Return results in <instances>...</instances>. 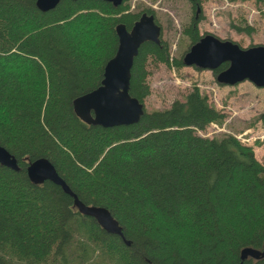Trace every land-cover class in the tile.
Instances as JSON below:
<instances>
[{
    "label": "trees",
    "instance_id": "16d2710c",
    "mask_svg": "<svg viewBox=\"0 0 264 264\" xmlns=\"http://www.w3.org/2000/svg\"><path fill=\"white\" fill-rule=\"evenodd\" d=\"M186 1L189 47L211 33L197 32L202 0ZM126 3L62 0L40 12L35 0H0V145L19 167L0 165V264H264V164L231 134L197 133L224 117L197 86L129 125L74 115L71 100L99 84L114 54L115 26L153 16ZM232 27L253 32L244 20ZM181 57L170 58L161 39L142 43L128 94L141 103L148 95L147 59L179 67ZM257 121L264 125V111ZM38 157L80 203L107 209L121 235L80 213L59 186L30 182L25 166Z\"/></svg>",
    "mask_w": 264,
    "mask_h": 264
},
{
    "label": "rangeland",
    "instance_id": "374dc122",
    "mask_svg": "<svg viewBox=\"0 0 264 264\" xmlns=\"http://www.w3.org/2000/svg\"><path fill=\"white\" fill-rule=\"evenodd\" d=\"M126 5L127 12L150 10L161 29L160 39L166 44L170 58L182 56L189 42L181 32L193 15L186 0H127ZM200 16L199 34L208 32L242 48L264 44V7L257 8L252 2L202 0ZM242 20L253 30L249 35L236 32L232 27L240 26ZM145 69L149 93L143 99L144 111L168 107L174 99L181 100L195 85L224 115L220 123H209L197 133L206 137L231 134L241 143L251 145L256 159L264 164V125L257 121V115L264 111V86L256 87L247 80L218 85L211 71L184 65L175 67L149 59Z\"/></svg>",
    "mask_w": 264,
    "mask_h": 264
},
{
    "label": "water",
    "instance_id": "95a60500",
    "mask_svg": "<svg viewBox=\"0 0 264 264\" xmlns=\"http://www.w3.org/2000/svg\"><path fill=\"white\" fill-rule=\"evenodd\" d=\"M62 0H35L40 12L55 8ZM75 1V0H68ZM114 7L126 0H100ZM117 43L114 54L103 65L99 84L92 90L71 100L74 115L83 123L100 127H112L136 123L143 113V103L128 94L130 69L138 47L147 41L160 42V27L155 24L152 15L142 13L126 30L118 24L114 28ZM184 66L213 71L223 62L227 66L219 71L215 80L222 85H233L247 80L256 87L264 86V45L246 48L237 43L206 34L192 43L182 54ZM0 165L11 170L19 169L15 157L0 145ZM25 176L34 183L49 181L71 196L78 209L84 215L92 217L107 233L120 236L121 230L107 209L100 206L84 205L77 200L64 180L57 174L54 166L43 157L27 161ZM251 254L250 250L241 253V257Z\"/></svg>",
    "mask_w": 264,
    "mask_h": 264
},
{
    "label": "built area",
    "instance_id": "2783aa9c",
    "mask_svg": "<svg viewBox=\"0 0 264 264\" xmlns=\"http://www.w3.org/2000/svg\"><path fill=\"white\" fill-rule=\"evenodd\" d=\"M213 124V123H212ZM214 125V124H213Z\"/></svg>",
    "mask_w": 264,
    "mask_h": 264
}]
</instances>
